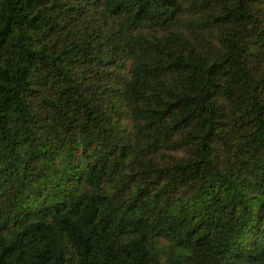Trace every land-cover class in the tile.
I'll use <instances>...</instances> for the list:
<instances>
[{
	"label": "trees",
	"instance_id": "trees-1",
	"mask_svg": "<svg viewBox=\"0 0 264 264\" xmlns=\"http://www.w3.org/2000/svg\"><path fill=\"white\" fill-rule=\"evenodd\" d=\"M0 264H264V0H0Z\"/></svg>",
	"mask_w": 264,
	"mask_h": 264
}]
</instances>
